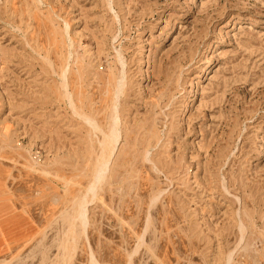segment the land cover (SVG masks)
<instances>
[{"label": "rangeland", "instance_id": "rangeland-1", "mask_svg": "<svg viewBox=\"0 0 264 264\" xmlns=\"http://www.w3.org/2000/svg\"><path fill=\"white\" fill-rule=\"evenodd\" d=\"M94 262L264 264V0H0V264Z\"/></svg>", "mask_w": 264, "mask_h": 264}, {"label": "bare ground", "instance_id": "bare-ground-1", "mask_svg": "<svg viewBox=\"0 0 264 264\" xmlns=\"http://www.w3.org/2000/svg\"><path fill=\"white\" fill-rule=\"evenodd\" d=\"M69 26V25H68ZM81 43V42H80ZM43 45V44H42ZM68 58V57H67ZM207 65H210V62H207ZM51 68H52V66H51ZM64 71V70H63ZM65 74H67V73H65ZM55 75V74H54ZM64 75V74H63ZM59 76V75H58ZM61 76V75H60ZM67 76V75H66ZM64 80H65V78H64ZM118 80H119V78H118ZM65 82H66V80H65ZM64 82V83H65ZM119 82V81H118ZM63 83V84H64ZM122 83H124V82H122ZM65 85L67 86L68 84H66L65 83ZM62 86L63 87V89H66V86ZM73 85V84H72ZM59 86V85H58ZM123 87V86H122ZM122 87H118V89H117V93H120L121 92V89H123ZM69 88V87H68ZM68 88H67V90H66V92L68 91ZM64 91V90H63ZM123 92V91H122ZM64 93V92H63ZM71 91L69 92V94H68V92H67V96L68 97H70L71 95ZM122 94V93H121ZM70 95V96H69ZM116 95H118V94H116ZM65 96V95H64ZM123 96V95H122ZM67 97V98H68ZM117 97H119L120 98V96L118 95ZM117 97H116V99H117ZM71 98V97H70ZM63 99V98H62ZM118 100V99H117ZM70 101H71V99H70ZM98 102V101H97ZM65 103V102H64ZM71 103V102H70ZM72 104V103H71ZM44 105V104H43ZM79 105V104H78ZM118 107H120V106H118ZM74 110V109H73ZM90 112V111H89ZM119 112V111H118ZM116 113H117V111H116ZM76 114V113H75ZM79 115V114H78ZM75 116V115H74ZM82 117L84 118V116L82 115ZM81 118V117H80ZM86 118V117H85ZM84 118V119H85ZM109 118V117H108ZM118 119V116L116 115V117H115V124H114V126L113 127H111V128H113V130H112V132H111V134H106V136H105V138L104 139H102L104 142V144L102 143V145L104 146V149H103V153L101 152V154H104V152H106V149H109L107 152H108V154L106 155V154H104V156L106 155V157H104V160H103V158H102V160H103V163H102V165H101V167H100V172H99V174H98V178L97 177H95L96 179H101L102 177H103V174L104 173H106V171L108 170V167H109V165H111L110 164V161H111V158L115 155V152H116V149H117V146H118V141H119V135L120 134H118V129H117V126H118V123L116 122V121H118L117 120ZM87 120H88V118H87ZM119 122H120V120H119ZM93 124H94V121L92 122ZM97 123V122H96ZM89 125V124H88ZM99 126V125H98ZM98 126L96 125V126H94V128H98ZM94 128H93V130H94ZM121 128V127H120ZM99 129H100V127H99ZM101 130H102V128H101ZM146 131V130H145ZM103 132V131H102ZM104 133V132H103ZM104 135H105V133H104ZM103 135V136H104ZM147 135V134H146ZM99 143V142H98ZM100 143V144H101ZM101 145V146H102ZM103 146H102V148H103ZM148 150V149H147ZM145 153H147V152H145ZM149 153V152H148ZM103 156V155H102ZM98 159H99V157H98ZM147 159V158H146ZM97 160V159H96ZM98 169V168H97ZM96 170V169H95ZM97 171V170H96ZM97 172V173H98ZM96 179H94V180H96ZM98 181V180H97ZM95 186V185H94ZM80 209H81V207H80ZM85 207L84 206H82V209H81V211H80V213H79V217L81 218V220H82V222H84V223H87L86 222V212H85ZM243 229V228H242ZM244 230V229H243ZM245 232V231H244ZM243 237V236H242ZM94 264H95V262H94Z\"/></svg>", "mask_w": 264, "mask_h": 264}]
</instances>
